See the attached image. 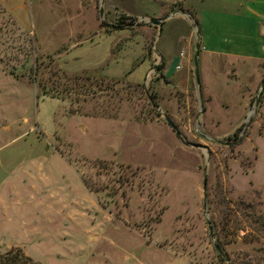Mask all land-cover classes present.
<instances>
[{
  "label": "rangeland",
  "instance_id": "374dc122",
  "mask_svg": "<svg viewBox=\"0 0 264 264\" xmlns=\"http://www.w3.org/2000/svg\"><path fill=\"white\" fill-rule=\"evenodd\" d=\"M170 2L224 7L0 0V256L264 264V60L198 52L199 95L185 67L196 29L148 23Z\"/></svg>",
  "mask_w": 264,
  "mask_h": 264
},
{
  "label": "crops",
  "instance_id": "0c3cea01",
  "mask_svg": "<svg viewBox=\"0 0 264 264\" xmlns=\"http://www.w3.org/2000/svg\"><path fill=\"white\" fill-rule=\"evenodd\" d=\"M218 1L224 7L215 8L213 5L206 4L207 6L204 5L200 9L196 8L194 10V8H191L189 11L187 8H183V6H175V2H170L163 10V17L158 19L162 24L163 21L178 16L184 18L191 29H195L193 20L196 22V30H198L195 34L196 41L192 42V39H190L189 47L192 51L188 53L185 62L187 72L186 81L188 80L190 64L192 63L193 44L195 42L198 43V52L202 55L203 60L210 59L204 58V55L223 60H241L246 63H255L264 60L260 58L264 43V15L262 8L257 4L254 5L253 2L245 0ZM152 27L155 30L159 26ZM225 33H227L229 38L227 40L223 38V34ZM229 42H231V45L229 50H226L225 43ZM160 59L162 60L161 57ZM174 68V70H178V66H174ZM171 70L167 71L164 64L166 79L172 80L177 84L178 80L174 79V74L171 75L173 73Z\"/></svg>",
  "mask_w": 264,
  "mask_h": 264
},
{
  "label": "water",
  "instance_id": "95a60500",
  "mask_svg": "<svg viewBox=\"0 0 264 264\" xmlns=\"http://www.w3.org/2000/svg\"><path fill=\"white\" fill-rule=\"evenodd\" d=\"M99 15L100 17H102V10H99ZM148 23L154 27H157L160 25V21L158 20H151L148 21ZM196 34V33H195ZM198 50H199V46L198 43L195 42L194 44V51H193V56H192V66H193V78H194V83L196 85V87L198 88V94L200 95V90H199V76H198ZM151 70H155V67L153 66ZM264 90V76L263 79L260 82L259 85V93L254 101L253 104V108L255 109L257 104H258V100L260 98L261 92ZM145 96L147 98V101L149 102V104L154 107V109H156V111H158L157 107L153 104L152 100L150 98H148L147 94L145 93ZM164 122L169 126V128L173 131V133L176 135L178 141L180 142V144H182L185 147H191V148H198V146L196 145H192L189 143H186L179 135V132L177 131V129L174 127V125L172 124V122L166 117V116H162ZM205 190V177L203 178V182H202V192H204ZM204 196V194H203ZM204 205V204H203ZM216 251L218 252V248L215 247Z\"/></svg>",
  "mask_w": 264,
  "mask_h": 264
},
{
  "label": "trees",
  "instance_id": "16d2710c",
  "mask_svg": "<svg viewBox=\"0 0 264 264\" xmlns=\"http://www.w3.org/2000/svg\"><path fill=\"white\" fill-rule=\"evenodd\" d=\"M193 26L196 29V22L193 20ZM198 30H196L197 32ZM249 118V117H247ZM18 253V252H16ZM0 264H31L29 261L22 257L18 256V254H6L4 256H0Z\"/></svg>",
  "mask_w": 264,
  "mask_h": 264
},
{
  "label": "built area",
  "instance_id": "2783aa9c",
  "mask_svg": "<svg viewBox=\"0 0 264 264\" xmlns=\"http://www.w3.org/2000/svg\"><path fill=\"white\" fill-rule=\"evenodd\" d=\"M182 56V54H179V57H181Z\"/></svg>",
  "mask_w": 264,
  "mask_h": 264
}]
</instances>
